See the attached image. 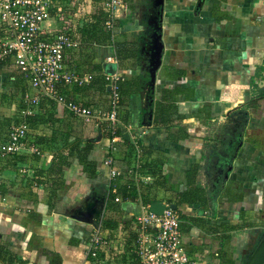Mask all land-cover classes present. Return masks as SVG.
I'll return each instance as SVG.
<instances>
[{"label":"crops","instance_id":"1","mask_svg":"<svg viewBox=\"0 0 264 264\" xmlns=\"http://www.w3.org/2000/svg\"><path fill=\"white\" fill-rule=\"evenodd\" d=\"M96 1L81 0L75 5L70 2L64 13L53 11L47 28L80 29L89 20ZM123 2L125 7L115 18L111 38H104V34H98L94 42L81 38L79 52L70 51L66 56L67 63L82 69L100 65L102 70L105 58L113 54V40L132 43L136 48L137 57L123 59L116 66L123 80L141 82V89L123 101L121 113L127 115V123L121 118L116 148L110 152L105 123L84 122L53 103L52 121L28 131L36 144L42 137L46 141L38 144L42 156L23 153L15 155L16 161L14 156L0 152V164L5 166L0 171V183L5 181L6 190L5 194L0 193L4 198L0 200V247L8 253L5 261L90 264L84 247L95 228L70 214L93 203L98 206V216L103 214L104 189L110 181L109 167L104 164L108 154L112 157L111 166L119 172L120 183L145 184L137 175L132 174V178V162L127 159L126 143L122 141L123 134L128 133L126 140L130 143L152 150L143 155V163L154 161L157 151L164 159L161 172L165 187H156L147 195L152 201L173 203L177 193L185 188L186 171L193 164L198 165L196 181L210 194V204L204 208L186 203L176 207L183 215L180 223L186 250L207 264H225L227 259L232 264H242L264 236V0ZM154 15L163 47L152 84L147 69L151 61L150 35L155 30L148 20ZM101 70L95 71L97 75L90 87L74 88L73 96L87 105L105 107L108 92H101ZM0 73L3 78L14 71L8 73L1 67ZM12 86L14 100L5 103V107L9 106L5 117L12 118L17 112L22 119V85L12 82ZM19 100L24 105L21 109ZM36 111L37 106L33 114ZM159 113L170 114L169 121L155 123ZM71 119L79 123L78 133L71 132L73 137L90 144L89 159L96 162V175L87 176L77 159L68 157L61 188L31 184L33 175L46 169L53 156L47 139L53 133L60 136L62 131L70 132ZM166 127L174 134L181 129L188 136L172 141ZM118 203L112 246L122 259H128L126 232L121 225H132L134 215L145 202L132 197ZM206 220L214 225L239 227L213 232L204 224ZM224 234L229 237L222 239ZM114 252L111 250L108 257Z\"/></svg>","mask_w":264,"mask_h":264},{"label":"built area","instance_id":"2","mask_svg":"<svg viewBox=\"0 0 264 264\" xmlns=\"http://www.w3.org/2000/svg\"><path fill=\"white\" fill-rule=\"evenodd\" d=\"M81 0H0V65L9 67L14 74L22 77L26 87L21 93L25 107L21 110L22 119L12 123L0 144L3 155L31 154L42 156L39 145L29 137V125L25 117L33 114V108L42 98L51 99L61 106L68 114L82 119L84 122L102 121L109 133L110 152L115 150V143L120 139L116 133L121 122L120 82L123 76L116 66L119 60L114 54L105 58L113 63L112 73L100 75L109 89L106 106H90L83 100L73 96L74 88L90 87L94 70L82 69L72 63H67L68 52L82 47V40L77 27L68 26L57 31L47 28V22L52 18V12L59 14L68 7L70 2ZM107 12L105 28L113 30L114 21L120 9L124 8L123 0H101ZM70 55V54H69ZM138 148V146L136 145ZM143 155L139 152L135 167H139ZM109 167L110 180L119 175L118 170L111 166L110 154L104 159ZM24 171V170H23ZM142 182L152 181L150 175L136 173ZM138 177V178H139ZM4 198L0 195V200ZM116 200H119L116 198ZM166 207L162 214L149 210V203H143L132 220L134 234L132 252L136 264H207L203 259L188 252L182 241L180 215L177 209ZM112 239L103 236L95 229L87 238L84 253L90 264H131L129 259H122L114 252ZM111 250L114 256L108 257ZM0 264H8L0 258Z\"/></svg>","mask_w":264,"mask_h":264},{"label":"trees","instance_id":"3","mask_svg":"<svg viewBox=\"0 0 264 264\" xmlns=\"http://www.w3.org/2000/svg\"><path fill=\"white\" fill-rule=\"evenodd\" d=\"M96 1V0H94ZM98 3L94 4L93 12L90 14L89 20H87L83 26L78 30V35H80L81 38H83L85 41H96L97 38H99L98 34L102 35L104 34V38L109 39V37H112V33L115 30V21L113 30H109L105 28L104 22L107 18V12L102 4L101 0H97ZM96 1V2H97ZM100 1V2H99ZM106 31V32H105ZM112 47H113V54L115 57L121 61L123 59H126L128 57H137L139 54L136 50V48L132 45V43H128L126 41H112ZM2 65H0V68ZM92 70L98 71L101 70L100 65H94L92 67ZM11 76H14L13 79H11ZM96 77V76H95ZM94 77V78H95ZM102 78V85H101V92L106 94L107 93V87L105 86V81ZM7 82L10 83L15 82L18 84V86L22 85V93L25 91L26 87L23 84V78L17 75H8L5 79ZM94 81V79H93ZM92 81V82H93ZM119 91L121 95V103L123 104V101L131 94L135 93L138 90L141 89V82L139 81L136 84V81L134 79L130 80H122L120 82ZM0 98L5 99L2 100V103H6L7 101L11 100L6 93H1ZM20 98V97H19ZM20 101V100H19ZM21 104H19V108L21 109L24 105L22 101H20ZM53 101L49 98H42L40 103L37 105V111L35 114L28 115L25 117L26 122L29 125V130L31 127H36L37 125H43V124H49L52 121V114H53ZM158 108H161L159 106ZM170 114H164L159 113L158 116L155 117V123L157 124H165L169 121ZM121 118L123 119L124 123H127V115L124 113H121ZM246 118H244L242 121H245ZM20 119L16 118H10V117H1L0 118V136H4L7 134V130L9 129L10 125L12 123H18ZM167 136L172 141H178L180 139H183L188 136L186 132H183L181 129H178L177 133H173L170 131L169 127H166ZM118 135H121L120 130L118 129L116 131ZM240 134V133H239ZM109 135V133H108ZM1 138V137H0ZM43 138V137H42ZM40 138L37 141V144L44 143L43 139ZM48 141V148L53 150V156L49 162V165L46 167V169L38 170L33 175V178L30 180L31 184H42L45 186H48L50 189H57L61 188L64 184V180L62 178L63 174V167L68 164V157H74L77 159L78 163L81 165V169L83 173H85L89 177H93L96 175V162L94 160L89 159V153H90V144L89 142L86 144L81 143V141L76 137H70L68 138L67 135H64L63 138L60 136H57L56 133H53L50 138L47 139ZM124 143H126V156L127 159L132 162V168H131V175H136V173L141 175H150L153 180L150 184H142L140 182H131L128 181L127 183H120L117 176L113 179H111L108 183V186L104 189V195H105V203H104V210L101 218V225L99 227V232L104 235L105 237L112 239L113 230L117 227L118 221L114 216L118 215L119 211V201L126 200L129 198H140L142 199V202L150 203L152 200L147 197L149 196V193L152 192V190L155 191L156 187H165V176L161 172V166L164 162V159L161 157V154L157 151L158 156L154 161L148 162L145 161L144 163H141L140 166L137 168L135 167V164L137 162V155H138V149L139 152H141L142 155L151 153V149H148L146 147L138 146V148L135 146V144L130 143L126 139H122ZM46 147V145H45ZM15 160L17 161V158L15 155ZM5 169L4 165L0 164V171ZM198 172V165L193 164L187 171L185 176V188L182 191H179L177 193L176 200L173 202L176 207L186 203V204H198L200 207L204 208L207 204H210L209 202V196L210 194L199 184V182L196 181V175ZM132 175V178H133ZM134 180V178H133ZM5 181H2L0 183V193L5 194ZM51 197L54 196L52 194V191L50 192ZM118 198L119 200H116ZM183 217V215H180V219ZM197 219H199L197 217ZM208 226L209 230H212L213 232L220 231H231L233 229H236V227H239V225H228L225 223H221L219 225L211 224L210 220H206L204 222ZM131 224L130 222H124L121 225L122 230L126 232V254L125 257H127L131 264H136L137 260L132 252L133 249V241H134V234L131 232ZM182 224L180 223V228ZM222 239H226L229 237V234L221 235ZM126 246V244H125ZM8 254L5 253V249L0 247V258L2 260H5V255ZM9 257V256H8ZM225 264H232L230 259H227L225 261Z\"/></svg>","mask_w":264,"mask_h":264},{"label":"water","instance_id":"4","mask_svg":"<svg viewBox=\"0 0 264 264\" xmlns=\"http://www.w3.org/2000/svg\"><path fill=\"white\" fill-rule=\"evenodd\" d=\"M160 5V3H159ZM161 9L159 7L158 14L160 13ZM149 26H153L155 31H152V35H150V53H151V61L149 64V67L147 69L149 82L153 84L155 79V72L156 69L159 67L161 62V52H162V41H161V34L157 32V30H160V28L157 26V21L155 15L150 18ZM149 29H151L149 27ZM103 68L105 72L112 73L114 71V64L106 62L103 65ZM109 89V88H107ZM128 133L123 134V138L127 139ZM230 168H228L227 171H229ZM166 207V204L164 202L160 201H151L149 203V210L156 213V214H162L164 208ZM169 207L176 209V205L174 203H170ZM98 206L96 204H89L87 206H84L83 208L76 210L70 214V217L82 221L85 223H89L93 225L95 229L99 228V223L101 221V217L98 216ZM242 264H264V236L260 240V242L256 245L250 256L247 260L243 261Z\"/></svg>","mask_w":264,"mask_h":264},{"label":"rangeland","instance_id":"5","mask_svg":"<svg viewBox=\"0 0 264 264\" xmlns=\"http://www.w3.org/2000/svg\"><path fill=\"white\" fill-rule=\"evenodd\" d=\"M74 51H77V50H74ZM78 52H79V49H78ZM9 69H10L9 67L3 68V70H7L8 73H13V71H11ZM1 74L2 73H0V79H1V81H0L1 82L0 83V94L2 92L3 93H6V95L9 98H12L14 100L13 96L15 95V91L13 89L12 83H10L9 81L7 82L5 80L7 78V77H5V75L2 78V75ZM15 99H17V98H15ZM2 100L4 101L5 99L0 98V118L3 117V116H5V113L8 112V107H9V106H6L5 107V103H2ZM32 108H34V107H32ZM15 114L16 115H14L13 118H16L17 117L18 119L21 120V117L19 116V114L17 112ZM71 120L72 121H71V129H70V132H68V131H62V132H60L62 138H63L64 135H67V137L70 138V137H73L75 135V133H78V131H79V123L77 122V120H73V119H71ZM223 130H224V128L221 129V131H223ZM71 132L74 135L71 134ZM0 137H1L0 138L1 139L0 140V144H1L3 142V140H4V136H0ZM168 203H170V202H168Z\"/></svg>","mask_w":264,"mask_h":264}]
</instances>
